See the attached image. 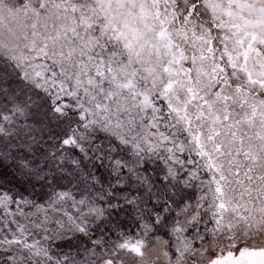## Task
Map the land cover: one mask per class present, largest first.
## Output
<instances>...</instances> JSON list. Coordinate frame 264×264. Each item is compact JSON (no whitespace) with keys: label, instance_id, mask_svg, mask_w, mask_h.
<instances>
[{"label":"snow or ice","instance_id":"6c2138e0","mask_svg":"<svg viewBox=\"0 0 264 264\" xmlns=\"http://www.w3.org/2000/svg\"><path fill=\"white\" fill-rule=\"evenodd\" d=\"M0 264H264V0H0Z\"/></svg>","mask_w":264,"mask_h":264},{"label":"flooded vegetation","instance_id":"af4514ba","mask_svg":"<svg viewBox=\"0 0 264 264\" xmlns=\"http://www.w3.org/2000/svg\"><path fill=\"white\" fill-rule=\"evenodd\" d=\"M236 255L238 256V252L236 253Z\"/></svg>","mask_w":264,"mask_h":264}]
</instances>
